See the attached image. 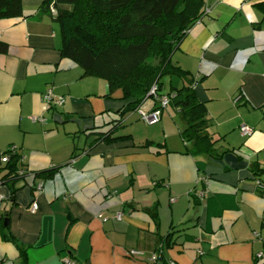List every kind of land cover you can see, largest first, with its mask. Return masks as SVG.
Returning <instances> with one entry per match:
<instances>
[{
    "label": "crops",
    "instance_id": "1",
    "mask_svg": "<svg viewBox=\"0 0 264 264\" xmlns=\"http://www.w3.org/2000/svg\"><path fill=\"white\" fill-rule=\"evenodd\" d=\"M44 1L0 20V156L15 146L21 158L14 194L0 165V264H24L22 248L28 264H165L153 261L160 248L167 264H263L264 0H206L172 58L188 78L163 80L164 94L195 82L212 156L183 138L177 105L156 125L131 112L112 135L129 140L97 142L129 102L62 56ZM49 89L63 106L47 108Z\"/></svg>",
    "mask_w": 264,
    "mask_h": 264
},
{
    "label": "trees",
    "instance_id": "2",
    "mask_svg": "<svg viewBox=\"0 0 264 264\" xmlns=\"http://www.w3.org/2000/svg\"><path fill=\"white\" fill-rule=\"evenodd\" d=\"M22 2L0 0V20L24 17ZM51 8L57 9L62 56L82 67L85 77L105 80L108 96L120 90L129 102L118 112L113 128L99 134L97 142L129 140L130 136L112 135L123 128L127 114L150 99L149 93L156 85L160 98L175 93L170 105H177L188 122L183 138L195 142L198 151L214 154V142L203 135L207 109L197 98L193 79H188L190 84L181 89L163 93L165 78H188L186 72L174 66L172 58L189 31L209 13L206 0H45L41 11L50 13ZM8 51V44L0 40V55ZM20 161V155L15 154L7 164L6 177L12 183V194L19 178ZM258 170V166L253 169L255 175L260 173ZM163 245H172L171 236L163 239ZM20 255L23 263L28 264L26 249H20ZM157 255L158 260L167 264L161 248Z\"/></svg>",
    "mask_w": 264,
    "mask_h": 264
},
{
    "label": "built area",
    "instance_id": "3",
    "mask_svg": "<svg viewBox=\"0 0 264 264\" xmlns=\"http://www.w3.org/2000/svg\"><path fill=\"white\" fill-rule=\"evenodd\" d=\"M158 88L157 86H153L150 93H149V100L144 103L141 107L137 108L136 112L138 113L141 121H143L146 125H156L161 122L163 112L166 110L170 103L171 99L175 97V93H172L170 96H165L160 98L157 94ZM43 99L47 105L48 109H57L65 104V98L62 96H55L51 89L47 90L43 96ZM156 102L158 103L157 106H155ZM38 120V118H36ZM35 119V120H36ZM240 132L244 137H250L254 129L250 128L246 124L241 125ZM19 149L15 146H11L3 155L0 156V165H5L10 162L11 157L15 154H18ZM23 174V172L21 173ZM2 197H0V205L2 203ZM172 201H175L173 199ZM38 206L36 203H34L31 206V211L35 212L37 211ZM116 219L118 221L122 220L123 215L122 213H118L116 216ZM263 254H259L258 258L262 259ZM158 260V255L156 254L153 258V261L156 262ZM64 264H77L72 258L66 256L64 258ZM168 264H176L173 261H170Z\"/></svg>",
    "mask_w": 264,
    "mask_h": 264
},
{
    "label": "water",
    "instance_id": "4",
    "mask_svg": "<svg viewBox=\"0 0 264 264\" xmlns=\"http://www.w3.org/2000/svg\"><path fill=\"white\" fill-rule=\"evenodd\" d=\"M5 222H6V225H8V224H9V222H8V219H6V220H5Z\"/></svg>",
    "mask_w": 264,
    "mask_h": 264
}]
</instances>
